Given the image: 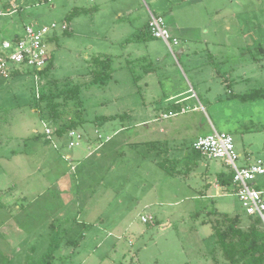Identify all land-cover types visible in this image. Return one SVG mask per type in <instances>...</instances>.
I'll use <instances>...</instances> for the list:
<instances>
[{
	"label": "rangeland",
	"instance_id": "1",
	"mask_svg": "<svg viewBox=\"0 0 264 264\" xmlns=\"http://www.w3.org/2000/svg\"><path fill=\"white\" fill-rule=\"evenodd\" d=\"M6 1L0 49L26 24L58 29L48 77L0 75V264H228L210 220L238 214L245 228L249 216L232 185L216 195L229 167L192 143L214 128L231 134L238 164L244 151L264 156V98L237 95L264 87V0H129L173 28L164 26L179 56L161 38L124 43L139 30L122 26L139 17H115L120 0L99 11V0L17 1L13 13ZM77 6L85 10L67 18ZM94 55L113 58L103 85L85 84ZM46 78L81 85L83 122L68 133L55 130L73 101L56 121L30 105ZM169 110L178 116L163 118Z\"/></svg>",
	"mask_w": 264,
	"mask_h": 264
},
{
	"label": "trees",
	"instance_id": "2",
	"mask_svg": "<svg viewBox=\"0 0 264 264\" xmlns=\"http://www.w3.org/2000/svg\"><path fill=\"white\" fill-rule=\"evenodd\" d=\"M84 10L78 6L74 7L67 18L75 16ZM145 32L141 39L150 37V28ZM138 39V36L132 35V37L126 40ZM112 61L113 58L107 55L92 56L90 59V79L85 84L103 85L107 83L112 73ZM51 66L52 63L49 59L46 66L39 72L40 77H48ZM151 70L148 69L146 71L150 72ZM19 73L20 71H14L11 75ZM80 91V84L65 81L62 86H59L57 80L46 78L38 92L33 93L30 105L37 109L42 117L56 121L63 118L68 112V109L66 110L65 108L66 105H68L69 101H73L71 108L73 113L55 130L58 135H62L64 132L68 133L83 122L81 117ZM237 95L241 100L264 98V87L254 88L245 94ZM99 118L108 120L114 117L105 116ZM232 178L233 172L231 169L228 172H219L216 176V180L225 187L232 185ZM215 216L213 220H210L214 236L213 250H220L222 257L228 264H264V225L258 216L248 215L250 222L245 228L240 226L242 220L238 214L231 216L227 213L215 212ZM49 256L51 257V253Z\"/></svg>",
	"mask_w": 264,
	"mask_h": 264
},
{
	"label": "built area",
	"instance_id": "3",
	"mask_svg": "<svg viewBox=\"0 0 264 264\" xmlns=\"http://www.w3.org/2000/svg\"><path fill=\"white\" fill-rule=\"evenodd\" d=\"M153 37L161 38L175 56L172 45L178 44L176 37L169 35L164 28L160 17L150 15L148 22ZM60 28L65 30L67 25L63 23ZM58 29L55 22L50 24H26L21 35H15L12 40H3L0 49V75L9 76L14 71L22 69L32 70L34 77L46 66L50 59L48 43L50 36ZM15 50L7 53L6 50ZM175 113L163 114L164 117ZM73 132H70L72 135ZM73 143H71L72 145ZM193 149L209 158H218L233 172L232 187L234 194L240 200L246 214L258 216L264 225V156L251 158L241 155L235 150L232 136L228 132L218 131L213 128L209 134L199 136L192 143ZM143 222L147 217L141 216Z\"/></svg>",
	"mask_w": 264,
	"mask_h": 264
},
{
	"label": "crops",
	"instance_id": "4",
	"mask_svg": "<svg viewBox=\"0 0 264 264\" xmlns=\"http://www.w3.org/2000/svg\"><path fill=\"white\" fill-rule=\"evenodd\" d=\"M17 1H19V2H21V4H22V2H24V1H26V0H7L6 2H5V4H3L4 5V8H5V10L6 11H8V12H15L16 11V9H18V7L19 8H21V6H19V5H17L16 3H17ZM90 1H94V0H90ZM100 2H98V4H99V7H96V9H97V11H99V10H101V9H99V8H102V10H103V8H106L107 6H108V4H107V0H99ZM112 1V0H111ZM114 1H118V0H114ZM120 1H123L125 4H124V7H115V8H113L112 9V12L114 13V16L115 17H117V18H119V17H121L123 14H125V15H131V14H135V16H136V12H137V9H135L134 8V6H131V4H130V2H129V0H120ZM210 4H212V2H213V0H207ZM119 6H121V5H119ZM95 8V7H94ZM139 10V9H138ZM138 13V16L137 17H139V19H135V21L133 22V23H131L130 24V27L129 26H126V25H123L122 27H123V29H125V28H130V29H137V30H139V31H137V32H135V33H132L131 35H128L125 39H123L125 42L124 43H127V44H130L129 42H132V41H144V39H141V38H143V36H144V32L145 31H148L149 30V25H148V22H149V18H150V15H154V16H156L155 14H154V12H152L150 9H148V14H147V17L144 15V13L142 12V11H139V12H137ZM157 17H160L161 19H162V22H163V25L166 27V25H165V23H164V20H163V18L161 17V15L159 14V15H157ZM136 18V17H135ZM142 25H143V27H142ZM140 27H142V28H140ZM167 28V27H166ZM168 28H170V29H173V28H171V27H169L168 26ZM167 28V29H168ZM129 31V30H128ZM127 32H121L120 33V37H124L125 36V34H126ZM175 32H173V34H174ZM173 34H171V35H173ZM132 35L134 36H138L139 37V39L138 40H126V39H129L130 37H132ZM174 36V35H173ZM150 39L151 38H156V37H153V36H151V34H150V37H149ZM147 42H145V46H146V48L148 49V46H147V44H146ZM149 51V55H151L152 53H155L153 50H148ZM179 51H180V53L181 52H183V48H180L179 49ZM147 55V54H146ZM148 56V55H147ZM190 85H191V83H190ZM191 90H193V88H190ZM194 93H192L191 94V96L193 95ZM180 102H181V100L179 99V100H177L175 103H174V106L175 107H178L179 109H181V111L180 112H183L184 111V109L181 107V105H180ZM200 107H201V105H200ZM199 107L197 106V105H195V106H193V109H198ZM169 111H171V110H169ZM172 112V111H171ZM173 113H175V114H173V115H171V116H168V117H164L163 116V114H162V117L163 118H169V117H172V116H178L177 114V112H173ZM164 114H166V113H164ZM200 136H203V135H200ZM199 137V136H198ZM238 154H240V153H238ZM242 155H244V156H246V157H253V155L252 154H250L249 153V151L248 152H246V151H244L243 152V154ZM218 174V173H217ZM217 174H216V176H217ZM211 186H210V183L209 184H207V190H209V188H210ZM215 189H216V195H220V192L222 191H228V189H227V187H225V186H223V185H221L217 180H216V178H215V183H214V186H213Z\"/></svg>",
	"mask_w": 264,
	"mask_h": 264
},
{
	"label": "water",
	"instance_id": "5",
	"mask_svg": "<svg viewBox=\"0 0 264 264\" xmlns=\"http://www.w3.org/2000/svg\"><path fill=\"white\" fill-rule=\"evenodd\" d=\"M179 54H180V51H178V52L176 53L177 56H179Z\"/></svg>",
	"mask_w": 264,
	"mask_h": 264
}]
</instances>
